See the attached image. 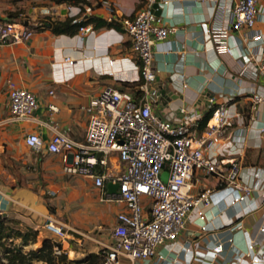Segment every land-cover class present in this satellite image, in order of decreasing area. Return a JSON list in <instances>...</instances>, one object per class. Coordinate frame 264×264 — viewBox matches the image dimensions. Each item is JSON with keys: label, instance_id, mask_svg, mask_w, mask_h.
<instances>
[{"label": "crops", "instance_id": "obj_1", "mask_svg": "<svg viewBox=\"0 0 264 264\" xmlns=\"http://www.w3.org/2000/svg\"><path fill=\"white\" fill-rule=\"evenodd\" d=\"M90 1L91 16L120 23L124 17L139 11V5H144V0ZM235 1L163 0L162 19L174 31L154 45L152 69L156 73L154 86L158 97L153 108L177 123L181 119L179 108L183 105L205 115L211 111L209 96L215 98L216 106L227 105L226 135L222 143L212 147L211 154L234 157L240 162L241 185L238 190L221 191L215 176L197 172L191 193L198 197L206 189H213L212 202L200 203L191 211L179 238L158 248L161 258L155 257L149 262L122 258V264H254L247 256L250 245L258 256L264 253L262 191L257 188L248 199L233 203L234 197L243 194L244 188L252 185L257 177L260 181L264 178V133L261 131L264 103L252 110L250 117L246 115L252 92L264 83L254 58L264 49V38H253L259 32L264 37V22H259L254 30L230 29ZM31 4H24L26 10L22 12L29 25H37L47 17L54 21L68 17L66 4L48 7ZM13 8L10 6L8 10ZM207 28L214 36L221 35L222 40L210 39ZM83 38L80 33L55 35L46 29L37 30L27 42L0 46V213L12 214L38 229L40 244L45 237L58 238L70 259H82L89 253L101 254L104 245L113 242L111 229L125 205L100 201L116 213L109 228L98 225L83 231L59 220L50 212V196L56 199L70 193L77 187L73 179L80 176L64 172L60 155L29 148L25 143L26 135L36 132L49 140L53 134L52 124L57 122L61 128L70 129L74 139L83 141L88 122L85 126L82 120H88V115L80 107L107 85L135 91L141 77V71L129 60L135 55L131 38L122 28H94L93 34L83 35ZM220 44L229 46L231 54L221 50ZM67 57L74 60L73 65L68 66ZM111 60L115 61L113 66L109 63ZM12 81L36 94L39 108L34 121H18L12 117L8 106ZM165 87L171 90L162 95ZM51 103L59 107L58 113L50 109ZM233 141L243 143L236 152L230 150ZM110 166L114 173L123 168L117 156L112 157ZM83 181L93 184L91 179ZM50 190L56 194L50 195ZM99 194L97 189L98 199ZM201 213L206 215V231L201 229L204 224ZM48 219L66 227V239L56 237L45 228ZM260 264H264V260Z\"/></svg>", "mask_w": 264, "mask_h": 264}, {"label": "built area", "instance_id": "obj_2", "mask_svg": "<svg viewBox=\"0 0 264 264\" xmlns=\"http://www.w3.org/2000/svg\"><path fill=\"white\" fill-rule=\"evenodd\" d=\"M155 2L145 0L139 11L121 20L122 29L131 38L135 55L129 60L141 71L137 89L122 90L107 85L82 105L80 109L88 115L83 141L74 139L70 129L61 128L57 122L52 124L53 134L49 140L36 132L27 134L25 138L26 145L36 152L60 155L66 174L91 179L100 191L101 202L125 205V210L117 214V222L111 229L113 242L104 245L101 251V264H122V258L146 262L161 258L158 248L179 238L191 211L200 203L209 205L212 202L213 189H206L198 197L191 193L197 172L215 176L221 191L236 190L241 185L240 162L234 157L211 154L212 147L222 143L226 135L229 124L227 105L216 106L215 98H211L212 113L207 120L199 110L183 105L179 108L181 119L177 123L154 111L153 103L158 97L154 86L156 73L152 69L154 45L174 31L164 23L162 16L155 13ZM55 11L58 14V9ZM67 15L78 23L91 17L92 6L85 5L84 9L69 6ZM259 22H264V0L235 1L230 29L254 30ZM39 25L26 23L23 13L15 22L0 17V46L29 41ZM78 33L82 34L83 40V35L94 33L93 25L81 26ZM207 33L210 39L222 40L221 35L214 36L209 28ZM261 34L256 33L253 38H264ZM219 47L231 54L229 46L220 44ZM254 58L258 63L257 72L264 78V49ZM65 62L70 66L74 60L67 57ZM109 63L113 66L115 61ZM250 103L251 113L264 103V83L252 92ZM8 106L15 120L30 122L35 120L39 102L34 92L12 81L9 83ZM49 107L54 113L60 111L54 103ZM261 131L264 133V127ZM242 146L243 143L239 145L233 141L230 150L236 152ZM113 156L123 164L118 173L111 170ZM164 173H167L166 177ZM109 182L119 183L117 193H108ZM257 188L264 198V178L260 181L257 177L252 185L244 188L243 194L234 197L233 203L248 199ZM49 193L56 194L53 190ZM200 219L204 222L201 229L206 231V215L201 213ZM48 220L45 228L56 237L66 239V227L53 219ZM247 256L254 264L264 260V253L258 256L253 245H250Z\"/></svg>", "mask_w": 264, "mask_h": 264}, {"label": "trees", "instance_id": "obj_3", "mask_svg": "<svg viewBox=\"0 0 264 264\" xmlns=\"http://www.w3.org/2000/svg\"><path fill=\"white\" fill-rule=\"evenodd\" d=\"M35 0H14L13 9L8 10L5 19L18 21L19 16L25 11L23 5ZM48 4H66L68 6H92L89 0H43ZM145 1V0H144ZM138 6V10L141 9ZM74 18L54 21L47 17L40 21L36 27L38 31L50 30L55 35L74 36L78 34L81 26L93 24L94 28H115L121 29V23L112 20L108 21L100 17L91 16L78 23L73 22ZM212 111L208 112L205 120L209 119ZM251 115V105L248 113ZM51 211L53 209L50 207ZM40 231L33 226L23 223L20 219L8 214L0 213V264H101V254L89 253L82 259H70L69 254L64 249L63 243L54 237H45L39 243ZM39 243V245H38ZM29 247L28 250L26 248Z\"/></svg>", "mask_w": 264, "mask_h": 264}, {"label": "rangeland", "instance_id": "obj_4", "mask_svg": "<svg viewBox=\"0 0 264 264\" xmlns=\"http://www.w3.org/2000/svg\"><path fill=\"white\" fill-rule=\"evenodd\" d=\"M14 0H0V17L6 15ZM28 2L25 4L27 5ZM31 6H51L47 2H32ZM26 10V8H25ZM83 124L86 126L88 120L83 118ZM83 125V126H84ZM84 178L77 177L73 179V183L78 187L73 189L66 195H60L58 198L50 196L52 202L50 207L53 209L54 215L64 223L71 224L78 229L88 231L95 229L98 225L109 228L115 221L116 213L100 202L97 196V189L88 181L84 182ZM79 189V191H78ZM48 194V193H47ZM12 216V214H9ZM43 231V229H42ZM58 240V238H56ZM74 247L73 249H76ZM29 247L26 248L28 250Z\"/></svg>", "mask_w": 264, "mask_h": 264}, {"label": "water", "instance_id": "obj_5", "mask_svg": "<svg viewBox=\"0 0 264 264\" xmlns=\"http://www.w3.org/2000/svg\"><path fill=\"white\" fill-rule=\"evenodd\" d=\"M162 3H163V0H156L155 4H154V10H155V13L158 15V16H161L162 15V12H163V7H162ZM171 90L170 87H165L162 91H161V94L164 95L166 94L167 92ZM176 97L178 95H175ZM209 98L211 99L212 97L209 96ZM100 156V154H99ZM99 167V166H97ZM164 177L167 176V173H164L163 174ZM118 188H119V183H113V182H109L107 184V190H108V193L110 194H115L118 192Z\"/></svg>", "mask_w": 264, "mask_h": 264}]
</instances>
